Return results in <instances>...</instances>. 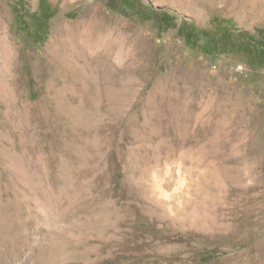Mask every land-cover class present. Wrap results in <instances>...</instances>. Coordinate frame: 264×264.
<instances>
[{"label":"rangeland","instance_id":"374dc122","mask_svg":"<svg viewBox=\"0 0 264 264\" xmlns=\"http://www.w3.org/2000/svg\"><path fill=\"white\" fill-rule=\"evenodd\" d=\"M124 1L0 0V253L264 264V0Z\"/></svg>","mask_w":264,"mask_h":264},{"label":"trees","instance_id":"16d2710c","mask_svg":"<svg viewBox=\"0 0 264 264\" xmlns=\"http://www.w3.org/2000/svg\"><path fill=\"white\" fill-rule=\"evenodd\" d=\"M122 4L129 7L133 14H137L138 12V14L141 15L142 10L144 11L148 10L149 11L148 13L149 15H151V18H154L155 16H162L163 19L159 21V23H161L162 25L168 24V27L173 26L172 24L174 19L173 17H170L169 15H165L164 11L154 10L152 9L151 6H149L148 8H144L143 5H141L140 0H128V1L125 0ZM219 30H222V32H224L227 31L228 29L220 28L216 30V32ZM256 35L257 36H255V33L251 34L247 32H242L240 34L242 41L238 42L237 46L234 45L235 50L233 51L242 52L249 55L250 57H255L257 59L256 60L257 65H262L264 63V30L261 33V37H258V35H260V32H258V34ZM207 45L209 46L210 49L206 50L205 53L216 51L215 44L213 43L211 44V42H208Z\"/></svg>","mask_w":264,"mask_h":264},{"label":"bare ground","instance_id":"6f19581e","mask_svg":"<svg viewBox=\"0 0 264 264\" xmlns=\"http://www.w3.org/2000/svg\"><path fill=\"white\" fill-rule=\"evenodd\" d=\"M78 24H80V23H78ZM78 24H76L77 26L76 25L75 26L78 27L79 26ZM4 25L5 24L3 22V18L0 15V38L4 37L5 39H7L6 36H5V33H6V30H5L6 28L5 27H6V25H5V27H4ZM73 30H74V28L70 24H63V25L60 24L59 26H56L53 29V38L55 39L56 37H58L60 35L61 31H64L65 33H69V32L71 33V31H73ZM37 235L40 238H35V239L32 238L31 239L30 243L32 244V246H30V251L31 250L34 251L35 249L40 250V249H42V248H44L46 246L50 247V246H54V245L56 246V245L60 244L59 240L57 238H55L54 236H51L49 230H47V229H41V228L37 229ZM29 252H26V251L24 252L23 251L22 259L19 260V261H16V264H31L32 252H30V253ZM19 254H20V252H19ZM2 255H4V253L3 254L0 253V264H7V262H8L7 258H4ZM9 256H10V254H9Z\"/></svg>","mask_w":264,"mask_h":264},{"label":"built area","instance_id":"2783aa9c","mask_svg":"<svg viewBox=\"0 0 264 264\" xmlns=\"http://www.w3.org/2000/svg\"><path fill=\"white\" fill-rule=\"evenodd\" d=\"M242 67H239V70H241Z\"/></svg>","mask_w":264,"mask_h":264}]
</instances>
